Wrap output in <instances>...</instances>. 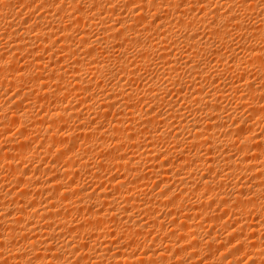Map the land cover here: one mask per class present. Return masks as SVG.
<instances>
[{
	"label": "bare ground",
	"instance_id": "obj_1",
	"mask_svg": "<svg viewBox=\"0 0 264 264\" xmlns=\"http://www.w3.org/2000/svg\"><path fill=\"white\" fill-rule=\"evenodd\" d=\"M0 38V264H264V0H0Z\"/></svg>",
	"mask_w": 264,
	"mask_h": 264
},
{
	"label": "rangeland",
	"instance_id": "obj_2",
	"mask_svg": "<svg viewBox=\"0 0 264 264\" xmlns=\"http://www.w3.org/2000/svg\"><path fill=\"white\" fill-rule=\"evenodd\" d=\"M210 8L213 9L214 6H212V7H210ZM25 12H26V11H25ZM25 12H23V13L21 14V15H23L24 19H26V18H28V17H29L28 19H30V16H32V17L34 16V17H35L36 15H39V13H40V12L37 10L36 12L32 11V13H33V12H34V13L31 14V15H29V14H25V15H24ZM26 13H27V12H26ZM30 13H31V12H30ZM28 15H29V16H28ZM244 16H245V15H243L242 18H244ZM247 16H249V15L247 14ZM247 16H245V17H247ZM23 17H22V18H23ZM32 17H31V18H32ZM34 17H33V18H34ZM36 17H37V16H36ZM33 18H32V19H33ZM249 18H250V17H249ZM10 19H12V18H10ZM10 19H9V20H10ZM32 19H31V20H32ZM245 20H246L247 23L249 22V19H247V18L243 19L244 22H245ZM247 20H248V21H247ZM94 32H96V30H94ZM94 32H93V35H95ZM200 32H202V31H200ZM96 33H97V32H96ZM1 40H2V41H1ZM2 43H3V39L0 38V44H1L0 46H2ZM234 43H235V42H234ZM235 47H236V46H235ZM240 53H241V52H240ZM213 64H214V62H213L211 65H213ZM219 69H220V68H219ZM219 71H220V70H219ZM150 72H151V74H148V75L150 76V78H153L152 75H154V77L156 76V73H155V72H153V71H150ZM150 72H149V73H150ZM220 73L222 74V77H221V78H223V76H224V78H225V80H224V78H223V80L220 78L222 81L219 79V83H221V84H222V82H224V81H228L231 77H233V76H230V78H229V77H228L229 75H228V76H225L226 73H225V75H224V73H222V71H220ZM148 75H146L147 78L149 77ZM151 76H152V77H151ZM226 77H227V78H226ZM220 81H221V82H220ZM229 81H232V78H231ZM144 82H146V80L140 81V82H138V83H139L140 85H142V83L144 84ZM133 84H134V88H135V89H136L137 87H138V89H142V86H140L139 84H138V85H137V83H133ZM217 84H218V82H217ZM12 91H13V90H9V91H7V94H8V95H6V97L9 96V95L11 96V95L13 94V92H14V91H13V92H12ZM96 91H97V90H96ZM1 92H2V91H1ZM97 92H98V91H97ZM94 93H95V92H94ZM96 94H99V92L96 93ZM6 97H5V98H6ZM174 97H175V96H172V94L169 95V98L174 99ZM175 99H176V98H175ZM228 99H230V100H228V102L225 103V104H228V107H229V105H232V107H233V106L236 104V102H237L236 100L233 102L234 99H231V98H228ZM74 104H75V103H74ZM65 105H66V104H65ZM140 105H141V106H140ZM140 105H139V108L141 107V108L144 109V110L146 109V107H144V105H142V104H140ZM142 106H143L144 108H143ZM234 107H235V106H234ZM79 108L81 109V106H79L78 109H79ZM163 110H164V109H161L160 111H163ZM243 113H244V112H243ZM262 125H264V121H262ZM15 130H16V129H12V131L10 132L11 135H15V134H16ZM23 166H26V165H22V167H23ZM26 167H27V166H26ZM116 172H117V171H112V173H110L109 176H110V175H113V174L116 173ZM40 177H41V178H40ZM49 177H50V176H49ZM49 177H47L46 175L42 174V175H40L38 178H40L41 180H42V179L44 180V178L46 179V178H49ZM152 182H153V183H152ZM150 183H151V184H150ZM150 183H148V184H149L148 187H147L148 190H151V189L153 190V189H154V192H155L156 190H157V191L160 190V189L154 187V186H156V185H155L156 182L151 181ZM4 190H5V189H4ZM163 220H164V219H163ZM166 220H167V221H166ZM164 221H165L166 223H165ZM164 221H163L164 225H165V226L167 225L168 227H167V226H166V227H167V228H170V226H169V225H170V222H169V221H170V218H169V220H168V219H165ZM247 261H248V259H247V260L244 259L243 263H245V264L247 263V264H248L249 262H247Z\"/></svg>",
	"mask_w": 264,
	"mask_h": 264
}]
</instances>
